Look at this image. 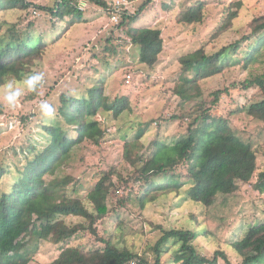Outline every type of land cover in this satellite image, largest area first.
<instances>
[{
	"label": "rangeland",
	"instance_id": "1",
	"mask_svg": "<svg viewBox=\"0 0 264 264\" xmlns=\"http://www.w3.org/2000/svg\"><path fill=\"white\" fill-rule=\"evenodd\" d=\"M26 1L32 4L27 10L0 8V39L12 41L14 34H23L22 39L29 33L36 39L43 36L47 47L43 57L31 66V71H44L46 77L40 89L43 96L28 93L14 110L0 101V164L8 171L0 181V198L11 192L28 157H33L31 146L36 145L38 149L47 146L43 126L54 124L68 129L59 113L61 96L86 98L88 89L104 83L109 102L127 97L130 110L115 117L102 109L90 119L91 128L99 134L104 132L100 144L86 141L75 147L68 163L55 176L48 177V182L61 180L60 194L79 198L91 212L94 206L90 194L101 178L111 175L115 184L116 191H111L108 198L110 212L97 224L100 239L86 231L73 239L71 246L87 251L102 250L106 246L102 240H110L113 245L128 248L153 261L149 248L161 238V228L190 230L198 234L193 244L202 256L213 258L221 250L232 264H241L243 258L232 244L264 222V194L253 187L264 171V128L248 113L249 106L262 99V94L258 88H243L249 80L264 75V50L256 63L243 69L236 62L247 55L256 39L243 43L238 52L228 56L230 64L224 74L198 85L189 82L194 74L183 72L181 59L200 49L213 55L244 36H250L251 22L264 15V0H154L136 22L126 20L121 27L122 12L136 14L147 0H105L109 5L124 2L117 22L108 10L81 2L83 21L70 27L71 18H56L35 7H54L56 0ZM200 5L204 13L202 23H179L183 12ZM230 14H237L231 27L215 37ZM130 28L162 30L164 49L154 67L141 63L140 48L132 43ZM129 76L131 80L127 82ZM219 90L225 94L218 107H214L213 114L228 117L234 131L252 144L256 152L252 180L239 182L236 193L219 196L215 204L207 208L189 199L192 183L186 179V167L181 164L174 169L181 176L179 192L161 196L142 208L139 197L144 187L138 182L140 166L135 159L153 157L157 142L172 146L186 136L194 119L189 113L198 110L202 102L210 104ZM41 99L49 100L57 109L54 119L41 117L38 109ZM175 116L178 119L174 120ZM211 126L208 123V127ZM139 136L141 138L137 139ZM128 149L132 150L133 158L127 156ZM249 172L247 169L246 173ZM123 199L126 202H122ZM63 219L69 226L87 223L77 217ZM23 242L28 244L30 251L38 245L30 264L52 262L62 253L49 241L38 242L27 236ZM178 248L171 243L165 250L162 264H177L174 255ZM219 264L226 262L221 260Z\"/></svg>",
	"mask_w": 264,
	"mask_h": 264
},
{
	"label": "trees",
	"instance_id": "2",
	"mask_svg": "<svg viewBox=\"0 0 264 264\" xmlns=\"http://www.w3.org/2000/svg\"><path fill=\"white\" fill-rule=\"evenodd\" d=\"M153 1L147 0L136 14L123 11L119 26H123L126 20L136 22L147 5ZM81 2L97 5L111 14L114 11V6L105 0H56L54 7H35L56 18H71L70 27L83 21L84 10L81 9ZM30 7L32 4L26 0H0V8L4 11L27 10ZM236 17L237 14H230L215 37L226 32ZM203 19L202 5L183 12L178 18L179 23L189 25L202 23ZM250 28V36H244L236 43L223 47L216 54L208 55L204 49H200L183 57V72L191 71L194 74L189 82L198 85L203 80L224 74L230 64V54L238 52L243 43L253 38L256 39L255 45L236 63L243 69L256 63L264 50V15L255 18ZM128 33L132 43L140 48L141 63L154 67L164 49L162 30L130 28ZM22 35L14 34L11 37L13 40L8 42L0 39V85L11 78L21 79L44 55L47 45L43 36L36 39L29 33L27 38L22 39ZM243 88L260 90L262 99L253 102L248 113L264 128V75L249 80ZM223 94L225 91L222 90L215 92L210 104L202 102L198 110L189 113L194 119L188 127V133L174 145L157 142L153 157L148 160L134 158L136 165L140 166L138 182L144 187L139 197L142 208L161 196L179 192L182 187L181 176L174 169L181 164L186 167V179L192 183L189 199L207 208L212 207L219 196L236 193L240 187L239 182L249 183L252 180V171L255 169L252 162L256 158L252 144L234 131L228 117L213 114ZM60 101L59 113L68 129L54 124L43 126L47 146L43 149H38L36 145L31 146L33 157H28L27 165L20 172V178L11 192L0 198V264L32 262L38 245L30 251L28 244L23 242L27 236L37 239L38 242L49 241L61 249L59 257L46 264H162L165 250L171 243L179 246L174 255V262L177 264H219L221 260L232 264L225 251H217L213 258L202 256L193 244L198 234L190 230L161 228V238L155 246L149 248L154 256L153 261L133 253L128 248L113 245L110 240H102L106 244L102 250L87 251L80 246H71L72 240L86 231L100 239L97 224L110 212L108 198L111 191H116L115 184L111 175L105 174L101 178L90 194L94 206V211L91 212L79 198H67L60 194L61 180L48 182V177L55 176L68 163L75 147L86 141L100 144L104 132L99 134L90 127L91 118L96 117L102 109L119 117L131 107L127 97L109 102L104 83L88 89L86 98L63 94ZM173 119L178 118L175 116ZM28 120L29 118L25 121ZM208 123L212 126L208 127ZM262 152L264 154V149ZM126 154L133 158L132 150L128 149ZM247 169L250 170L249 174L246 173ZM7 173V169L0 164V181ZM253 187L255 191L264 194V171L258 175ZM121 201L126 202L125 199ZM66 217L82 218L87 223L69 226L63 219ZM232 248L243 258L241 264H264V222L252 227L242 240L232 244Z\"/></svg>",
	"mask_w": 264,
	"mask_h": 264
},
{
	"label": "clouds",
	"instance_id": "3",
	"mask_svg": "<svg viewBox=\"0 0 264 264\" xmlns=\"http://www.w3.org/2000/svg\"><path fill=\"white\" fill-rule=\"evenodd\" d=\"M44 71L33 69L25 74L20 80H8L0 85V101L4 102L10 109H15L21 98L28 93L43 96L40 89L45 81ZM39 113L42 118L54 119L57 109L47 99H41L38 104Z\"/></svg>",
	"mask_w": 264,
	"mask_h": 264
},
{
	"label": "built area",
	"instance_id": "4",
	"mask_svg": "<svg viewBox=\"0 0 264 264\" xmlns=\"http://www.w3.org/2000/svg\"><path fill=\"white\" fill-rule=\"evenodd\" d=\"M123 5H124L123 1H118L116 2V4H113L114 11L112 13V18L116 22L118 21V16H119L118 14L121 12V8L123 7ZM130 80H131V77L129 76L127 82H130Z\"/></svg>",
	"mask_w": 264,
	"mask_h": 264
}]
</instances>
